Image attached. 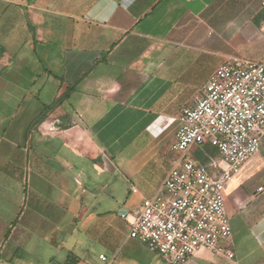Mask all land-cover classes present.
Masks as SVG:
<instances>
[{
    "label": "crops",
    "instance_id": "0c3cea01",
    "mask_svg": "<svg viewBox=\"0 0 264 264\" xmlns=\"http://www.w3.org/2000/svg\"><path fill=\"white\" fill-rule=\"evenodd\" d=\"M238 60L264 62V0H0V264H168L131 222L181 111ZM225 197L234 262L185 264H264V138Z\"/></svg>",
    "mask_w": 264,
    "mask_h": 264
},
{
    "label": "built area",
    "instance_id": "2783aa9c",
    "mask_svg": "<svg viewBox=\"0 0 264 264\" xmlns=\"http://www.w3.org/2000/svg\"><path fill=\"white\" fill-rule=\"evenodd\" d=\"M179 122L171 144L178 156L158 192L143 200L129 237L147 244L168 264H185L203 248L234 262L225 189L259 152L264 138V62L221 64L196 103L183 108ZM204 142L222 155L225 166L218 175L187 156Z\"/></svg>",
    "mask_w": 264,
    "mask_h": 264
},
{
    "label": "trees",
    "instance_id": "16d2710c",
    "mask_svg": "<svg viewBox=\"0 0 264 264\" xmlns=\"http://www.w3.org/2000/svg\"><path fill=\"white\" fill-rule=\"evenodd\" d=\"M68 95L67 94H65V97H67ZM59 101H60V99H59ZM58 101V102H59ZM199 147H200V151H201V154H200V156H199V158H200V162L201 163H203V164H206V161H207V159H206V157L203 155L204 153H206V154H208V155H212L213 156V154H215L216 153V147L215 146H213V145H211L210 143H208V142H204V143H201V144H199ZM218 150V149H217ZM219 151V150H218ZM204 152V153H203ZM203 156V157H202Z\"/></svg>",
    "mask_w": 264,
    "mask_h": 264
},
{
    "label": "rangeland",
    "instance_id": "374dc122",
    "mask_svg": "<svg viewBox=\"0 0 264 264\" xmlns=\"http://www.w3.org/2000/svg\"><path fill=\"white\" fill-rule=\"evenodd\" d=\"M194 151H195V155H200L201 154V151L199 150V149H197L196 150V145L195 146H193L192 148H191V150H190V152H189V154H188V157L190 158V159H193V153H194ZM214 156H218V152L216 151V153L215 154H213ZM194 160V159H193Z\"/></svg>",
    "mask_w": 264,
    "mask_h": 264
}]
</instances>
